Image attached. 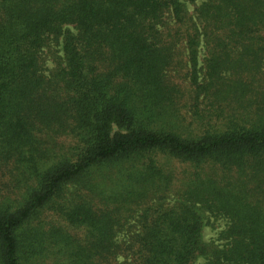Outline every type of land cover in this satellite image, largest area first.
<instances>
[{
    "label": "trees",
    "instance_id": "16d2710c",
    "mask_svg": "<svg viewBox=\"0 0 264 264\" xmlns=\"http://www.w3.org/2000/svg\"><path fill=\"white\" fill-rule=\"evenodd\" d=\"M199 257L264 264V0H0V264Z\"/></svg>",
    "mask_w": 264,
    "mask_h": 264
},
{
    "label": "rangeland",
    "instance_id": "374dc122",
    "mask_svg": "<svg viewBox=\"0 0 264 264\" xmlns=\"http://www.w3.org/2000/svg\"><path fill=\"white\" fill-rule=\"evenodd\" d=\"M59 48H60V45H59ZM203 49H200L199 52H198V67L200 65H202V58H203ZM52 66V61L49 59L47 61V67H51ZM112 171H115V170H112ZM56 219V216L55 215H52L50 212L48 214L45 215V221L46 222H53V220ZM226 224V221L225 219L223 218H218V217H208L206 215V218H205V225L203 227V238L204 240L206 241H209V240H213L217 237V234H218V231L221 230L222 228H224ZM126 234V233H120L118 235V239H121L122 236ZM123 260H125V258L123 256H119L117 258V262H122ZM47 264H51L49 263L50 262V259H46L45 260ZM195 264H207L206 260L202 257H199Z\"/></svg>",
    "mask_w": 264,
    "mask_h": 264
}]
</instances>
